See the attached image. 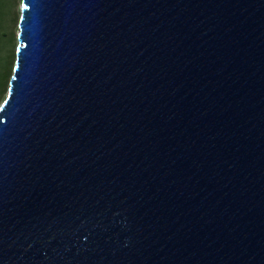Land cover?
<instances>
[{"label":"water","instance_id":"95a60500","mask_svg":"<svg viewBox=\"0 0 264 264\" xmlns=\"http://www.w3.org/2000/svg\"><path fill=\"white\" fill-rule=\"evenodd\" d=\"M0 104V264H264V0H19Z\"/></svg>","mask_w":264,"mask_h":264},{"label":"trees","instance_id":"16d2710c","mask_svg":"<svg viewBox=\"0 0 264 264\" xmlns=\"http://www.w3.org/2000/svg\"><path fill=\"white\" fill-rule=\"evenodd\" d=\"M11 0H0V88L4 86L10 76L11 57H7L5 50L12 43L14 35L7 31Z\"/></svg>","mask_w":264,"mask_h":264},{"label":"rangeland","instance_id":"374dc122","mask_svg":"<svg viewBox=\"0 0 264 264\" xmlns=\"http://www.w3.org/2000/svg\"><path fill=\"white\" fill-rule=\"evenodd\" d=\"M18 23H19V0H11V12L9 14L7 31L9 33L10 32L13 33L14 38H13L12 43L5 50L7 57H11V60H12L11 70H12L14 57H15L17 44H18V38H17ZM11 70H10V75H11ZM9 79H10V76H9L6 84L0 88V104L5 99Z\"/></svg>","mask_w":264,"mask_h":264}]
</instances>
